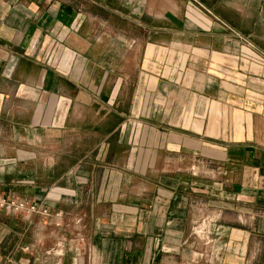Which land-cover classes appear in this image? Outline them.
I'll use <instances>...</instances> for the list:
<instances>
[{"label":"crops","instance_id":"obj_1","mask_svg":"<svg viewBox=\"0 0 264 264\" xmlns=\"http://www.w3.org/2000/svg\"><path fill=\"white\" fill-rule=\"evenodd\" d=\"M0 195V264H264V0H0Z\"/></svg>","mask_w":264,"mask_h":264},{"label":"built area","instance_id":"obj_2","mask_svg":"<svg viewBox=\"0 0 264 264\" xmlns=\"http://www.w3.org/2000/svg\"><path fill=\"white\" fill-rule=\"evenodd\" d=\"M0 210L12 213H24V214H32L35 212H41L43 215H48L50 210L45 207H41L38 203L19 200V199H11L6 196L0 195ZM60 216V214H57ZM203 221H198L195 224L194 233L199 235L200 233H204V229L202 227Z\"/></svg>","mask_w":264,"mask_h":264},{"label":"rangeland","instance_id":"obj_3","mask_svg":"<svg viewBox=\"0 0 264 264\" xmlns=\"http://www.w3.org/2000/svg\"><path fill=\"white\" fill-rule=\"evenodd\" d=\"M200 235H203L202 233H200Z\"/></svg>","mask_w":264,"mask_h":264}]
</instances>
